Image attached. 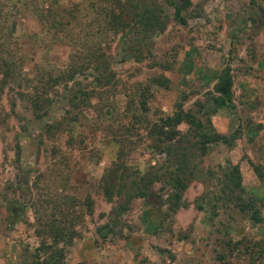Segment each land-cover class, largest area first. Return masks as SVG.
I'll return each mask as SVG.
<instances>
[{
  "label": "rangeland",
  "instance_id": "obj_1",
  "mask_svg": "<svg viewBox=\"0 0 264 264\" xmlns=\"http://www.w3.org/2000/svg\"><path fill=\"white\" fill-rule=\"evenodd\" d=\"M71 1L79 3L75 12L86 23L68 29L93 34L87 22L103 0H39L42 11L49 5L73 7ZM144 1L160 6L164 29L150 32L140 45L123 39L121 31H107L101 46L113 81L101 64L55 84L41 116L24 77L37 73L38 65L64 67L80 40L74 43L69 34L52 41V31L30 11L7 21L6 32L18 38L22 70L18 81L0 87V264H28L54 251L63 253L64 264H264V0H191L184 24L166 0ZM134 45L144 56L150 53L140 63L122 59ZM226 65L235 105L229 109L212 98ZM145 82L149 119L181 106L201 121L199 131L213 127L228 138L234 133L231 142L215 140L202 150L194 145L196 129L183 120L171 149H154L142 126L129 135L134 142L118 159L112 132L127 122L123 108L127 101L138 103L134 90ZM79 88L94 89L100 97L75 107L70 97ZM54 122L60 125L48 133ZM114 161H122L114 185L125 184L107 196L100 180ZM235 167L241 176L237 192L244 202L253 200L259 221L227 199L235 188L230 176ZM176 174L186 183L178 199L172 197ZM140 189L147 195H138ZM108 220L113 231L102 239L97 229Z\"/></svg>",
  "mask_w": 264,
  "mask_h": 264
},
{
  "label": "trees",
  "instance_id": "obj_2",
  "mask_svg": "<svg viewBox=\"0 0 264 264\" xmlns=\"http://www.w3.org/2000/svg\"><path fill=\"white\" fill-rule=\"evenodd\" d=\"M5 2H0V87L6 86L11 82L18 81L20 78V71L22 70V60L18 53V38L12 37L6 32V23L9 19L16 17L18 14L24 11H30L33 15L40 19L41 24H46V31H52L51 37L52 41L66 39L69 34V38L74 43L80 40L81 48L74 47L69 54V61L67 64L58 69H46L43 66L38 65V72L35 73L31 78L24 77L28 86H33L32 92L28 95L32 97L31 102L33 110L37 116H41L46 113V106L50 104V98L48 96L50 90L55 84L63 82L66 84L68 81L76 78L77 75L84 74L88 68H100L103 64V70L107 71V76L113 81L114 71H111L108 65V61L105 56L103 46H101L102 35L108 32H123L125 36H128L130 41L135 40L137 44L140 45V41L147 38L150 32L162 31L165 27L164 18L161 13L160 6L154 1L147 2L144 0H103L104 4L101 6L95 5L94 7H100V10L96 11L95 17L91 19L88 26L95 32L91 35H85L82 33L81 36L73 35L68 29L72 24H85L86 20L76 14V10H79V3L76 1H71L73 7H65L63 9L55 8L54 6L47 7L45 10L40 4L39 0H5ZM253 1V0H251ZM167 4L173 9V16L179 23H186V10L188 11L189 6L192 4L191 0H166ZM69 5V6H71ZM262 15V23L264 25V8ZM100 15V19H98ZM97 25L96 27L94 25ZM83 30V29H82ZM62 34V35H61ZM66 34V35H65ZM61 35V37H60ZM65 37V38H64ZM131 48H133L131 50ZM131 51H125L122 59H132L135 62H142L146 59L150 53L147 51V55L142 54L141 49L137 45L130 47ZM161 64V63H160ZM105 76V75H104ZM96 81L102 84V77L95 76ZM158 83H163V79L154 77ZM153 79V80H154ZM110 80V81H111ZM233 78L231 73V68L226 65L220 69L217 81L215 82L213 89L216 92L213 95V99L217 107L221 108H232L233 103V91L232 84ZM135 95H137L138 103L135 105L134 101H127L123 108V118L127 119L126 123H122L116 128V131L112 132L114 139L119 144L118 159H122L125 154V149L128 147V143H132L129 135H137L139 133L140 127L147 129V137L150 138L151 146L154 149H160L166 147V149H171L172 139L180 132L178 128L179 124L186 120L191 126L196 129V136L198 139L194 142V145L198 146L200 149L204 150L209 142L215 140H225L231 142L234 137V133L231 136L226 137L218 134L214 128L211 131L200 130L203 124L198 120L190 111L184 110L179 106L177 111L171 114L161 115L156 120H151L146 115L148 107L146 105L147 96H150L149 83L145 82L140 84V87L134 90ZM99 93L94 89H83L79 88L70 97L71 103L75 107L81 105H87L91 96L96 95L100 97ZM127 94V93H126ZM129 94V93H128ZM127 94V95H128ZM133 93H130V95ZM59 122H54L48 124L47 132H53L59 126ZM52 129V130H51ZM164 145V146H163ZM122 161H114L112 166L106 170L102 175L100 180V186L103 188L107 196H111L113 193H120L123 191V184L120 183L118 188H116L115 183V172L117 167L121 166ZM254 170L258 175L260 180H263V173L258 169L257 165H254ZM231 178L235 182V188H233L230 194L227 196L229 201H232L241 212L246 214L248 212L249 217L253 221L261 220L258 209L254 207V202L252 199L244 202V199L237 192L240 189L241 176L237 167L231 173ZM137 184L136 180L131 181ZM172 184V197L178 199L181 196V191L185 188L186 183L184 179L178 174L174 175L171 179ZM116 190V191H115ZM236 191V193H235ZM140 196H145L147 193L145 190L140 189L137 193ZM254 208L252 212H249V208ZM113 225L110 220L105 222L97 229V234L105 239L112 231ZM226 248L233 251L230 247V241L226 242ZM254 251L251 250L249 255H253ZM63 253L61 251H54L49 254L47 258L42 260L34 261L28 264H64L62 262Z\"/></svg>",
  "mask_w": 264,
  "mask_h": 264
}]
</instances>
